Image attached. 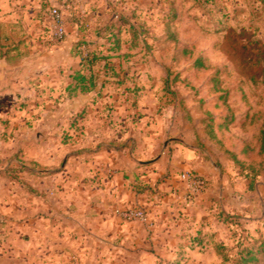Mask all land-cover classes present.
I'll use <instances>...</instances> for the list:
<instances>
[{
    "label": "rangeland",
    "instance_id": "rangeland-1",
    "mask_svg": "<svg viewBox=\"0 0 264 264\" xmlns=\"http://www.w3.org/2000/svg\"><path fill=\"white\" fill-rule=\"evenodd\" d=\"M36 9L7 57L47 61L44 94L0 99V264H264V0Z\"/></svg>",
    "mask_w": 264,
    "mask_h": 264
},
{
    "label": "crops",
    "instance_id": "crops-1",
    "mask_svg": "<svg viewBox=\"0 0 264 264\" xmlns=\"http://www.w3.org/2000/svg\"><path fill=\"white\" fill-rule=\"evenodd\" d=\"M54 2L55 0H0V49L5 53L3 57H0V99L13 97L17 99L20 97L32 101L40 99L41 95L44 94L38 89V86L47 84L46 72L49 68L47 61L12 62L7 57V52L13 50L17 32L28 29L29 23H24V21L38 17L39 10L30 11V8H37L41 7V4ZM86 111L88 112V108ZM85 115L86 112L84 111L83 116ZM179 152L183 161L188 162L185 165L188 168H193V151L180 149Z\"/></svg>",
    "mask_w": 264,
    "mask_h": 264
},
{
    "label": "built area",
    "instance_id": "built-area-1",
    "mask_svg": "<svg viewBox=\"0 0 264 264\" xmlns=\"http://www.w3.org/2000/svg\"><path fill=\"white\" fill-rule=\"evenodd\" d=\"M51 19H52V24H53V29H54V37L57 39L62 38L64 36V22H63V16L61 14V11L57 8H53L51 10ZM184 178L190 182L191 186H194L198 188V190L204 189L206 186L205 180L202 179L200 176L193 174V173H186L184 175ZM123 216L126 219L132 220V219H142L144 218V212L142 211H136V210H126L123 214Z\"/></svg>",
    "mask_w": 264,
    "mask_h": 264
},
{
    "label": "trees",
    "instance_id": "trees-1",
    "mask_svg": "<svg viewBox=\"0 0 264 264\" xmlns=\"http://www.w3.org/2000/svg\"><path fill=\"white\" fill-rule=\"evenodd\" d=\"M263 83H264V65H263ZM260 152L264 154V130L262 131V146Z\"/></svg>",
    "mask_w": 264,
    "mask_h": 264
},
{
    "label": "water",
    "instance_id": "water-1",
    "mask_svg": "<svg viewBox=\"0 0 264 264\" xmlns=\"http://www.w3.org/2000/svg\"><path fill=\"white\" fill-rule=\"evenodd\" d=\"M167 145V143L165 144V146Z\"/></svg>",
    "mask_w": 264,
    "mask_h": 264
}]
</instances>
